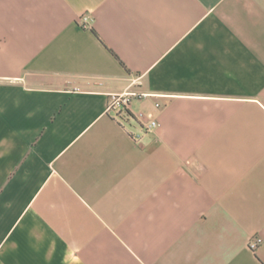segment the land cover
I'll return each mask as SVG.
<instances>
[{
  "label": "crops",
  "instance_id": "obj_1",
  "mask_svg": "<svg viewBox=\"0 0 264 264\" xmlns=\"http://www.w3.org/2000/svg\"><path fill=\"white\" fill-rule=\"evenodd\" d=\"M0 264H264V0H0Z\"/></svg>",
  "mask_w": 264,
  "mask_h": 264
},
{
  "label": "built area",
  "instance_id": "obj_2",
  "mask_svg": "<svg viewBox=\"0 0 264 264\" xmlns=\"http://www.w3.org/2000/svg\"><path fill=\"white\" fill-rule=\"evenodd\" d=\"M81 20L84 21V25L88 26L91 22V18L84 14L81 17ZM139 94L135 91H124L122 93H115L110 96L107 111L114 112L118 116L126 115L128 117L135 118L143 127L148 130H152L160 125V122L156 117L148 115L146 112L140 110L138 112H132L131 102L134 96ZM158 107L160 103L156 104ZM263 241L260 236H256L251 239V247L256 249L257 246Z\"/></svg>",
  "mask_w": 264,
  "mask_h": 264
}]
</instances>
